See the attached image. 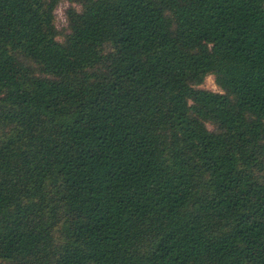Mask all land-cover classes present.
I'll return each instance as SVG.
<instances>
[{"label":"trees","instance_id":"obj_1","mask_svg":"<svg viewBox=\"0 0 264 264\" xmlns=\"http://www.w3.org/2000/svg\"><path fill=\"white\" fill-rule=\"evenodd\" d=\"M0 264H264V0H0Z\"/></svg>","mask_w":264,"mask_h":264},{"label":"rangeland","instance_id":"obj_2","mask_svg":"<svg viewBox=\"0 0 264 264\" xmlns=\"http://www.w3.org/2000/svg\"><path fill=\"white\" fill-rule=\"evenodd\" d=\"M70 6L69 3H67L66 1H62L59 6L57 7L56 11H55V15H56V24H57V28L59 30H63L66 28L67 26V22H66V18H65V11L66 9H68ZM79 8V7H77ZM205 89L207 90H211L213 92H219V89L216 87L215 83H214V79L212 76H209L206 79V82L203 86Z\"/></svg>","mask_w":264,"mask_h":264}]
</instances>
